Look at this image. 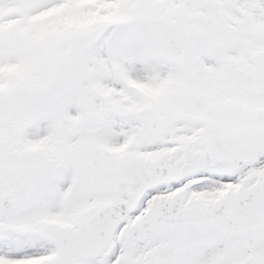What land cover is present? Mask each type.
<instances>
[{"label": "snow or ice", "instance_id": "6c2138e0", "mask_svg": "<svg viewBox=\"0 0 264 264\" xmlns=\"http://www.w3.org/2000/svg\"><path fill=\"white\" fill-rule=\"evenodd\" d=\"M0 264H264V0H0Z\"/></svg>", "mask_w": 264, "mask_h": 264}]
</instances>
